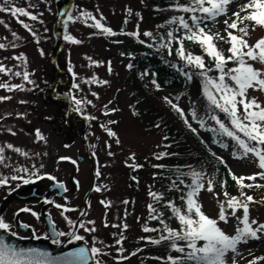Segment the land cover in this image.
Returning a JSON list of instances; mask_svg holds the SVG:
<instances>
[{"label": "rangeland", "instance_id": "374dc122", "mask_svg": "<svg viewBox=\"0 0 264 264\" xmlns=\"http://www.w3.org/2000/svg\"><path fill=\"white\" fill-rule=\"evenodd\" d=\"M236 2L234 10L227 18L231 17L233 12L239 11L240 6L247 0H236ZM69 3L71 5L68 11L58 22L60 13ZM14 4L37 15L38 19L31 21L26 17H20V20L31 25L32 32H30L10 14L0 13V21H3L0 23V43L5 45L0 49V64L11 69L12 73H21L20 76L0 73V82L23 85V90L14 89L11 92L0 88V97H11L0 101V147L10 144L13 148L21 150L15 152L5 147L6 163L0 164V179L8 178V181L7 184L0 185V200L6 195L2 188L4 185L17 187L23 185L24 180L31 182L39 180L40 185L46 186L50 180L43 178H48L47 175L51 176L49 172L57 175L66 167L64 159L61 158L69 154L74 157L73 153L83 146L79 139L64 145L53 129L52 122L56 123L63 119L69 112L67 101L60 98L67 95L72 109L78 111L80 117L90 124L92 134L89 142L99 151L102 168L98 183L101 190L96 191L92 201L93 215L84 223L86 228H94L95 231H87L83 234L84 230H82L81 235L85 239L88 238L93 247L107 253L96 258L102 260L103 264H171L169 257L165 256V252L169 251L168 248L158 246L152 248L149 244H154L142 239L158 240L163 232L146 233L143 228L146 226L162 230L160 219H163L169 228L179 226V221L173 214L170 215V209L164 205L172 201L177 207H182L184 203L183 201L181 203L180 199L182 192L175 191L170 197V175H166L160 169L166 164L170 171V160L166 157H162L166 160L156 158L169 152L168 141L151 121L149 108L154 107L153 99L156 98L152 94L151 99H140L139 86L133 83L129 72L130 64L142 52L131 42L130 37H134L132 34H138L136 37L148 43L158 36L162 20L157 14L158 11L153 10L156 4L151 0L145 2L142 0H14ZM83 13H90L98 20L102 15L104 20L101 22L117 35L108 36L90 27L92 21ZM69 15L72 16V20L68 19ZM56 25L58 32L80 41L76 44L65 39L58 55L61 38L56 32ZM223 25L224 21L216 22L213 27L206 30L211 29L213 32ZM248 27L249 35L245 39L249 44H255L257 40L264 38V29L256 27L253 31L252 25ZM13 32L19 39L13 37ZM146 32L152 35L145 36ZM114 40L118 43H114ZM222 46L228 51L229 44L224 42ZM252 63L254 67L264 71V66ZM25 72L28 73V81L31 82L23 79ZM67 72L70 73L71 78ZM152 78L153 76L149 75L148 86ZM100 81L107 83H99ZM142 85L148 91L153 89L147 87L145 82H142ZM180 93L181 90L176 88H164L155 95L159 99L168 100L182 110L188 121L183 126L185 130L194 131L204 146L206 145L217 157L227 163L231 173L237 177H247L257 173L259 169L254 159L236 158L240 156V150L235 144L233 145L234 141L228 146L232 154L214 143V132L208 129L218 128V125L210 119L208 112L203 111L197 95L191 93L179 97ZM249 95L264 105V92L249 90ZM54 99L56 101H53ZM76 100L81 101L80 105H76ZM194 110L197 117L205 121L203 127L197 119L192 118L191 114ZM70 116H73L72 112ZM218 116L230 127L225 115L218 114ZM79 127L85 128V125ZM106 128L115 132L116 136L110 137ZM37 131L43 139L37 136ZM117 139L120 141L119 144L116 143ZM219 141L222 142V138ZM133 155L134 160H130L129 157ZM132 164L141 167L134 170L129 166ZM16 169L21 171L17 172ZM23 169L28 171H22ZM190 173L191 171H188L185 179H182L184 184L180 187L184 191L187 190L184 185L192 182ZM14 175L23 179L12 180L11 177ZM209 179H211L210 172L205 173L203 177L205 188ZM244 182L264 184V180L259 179ZM150 192L161 195L162 201L154 200ZM223 193L214 184L213 192L201 190L197 197L203 210L213 219L218 220L219 204L225 201ZM231 196L242 198L240 193ZM253 198L258 203L249 205L250 219L264 223V197ZM74 200L72 195L68 196L60 202V205L62 208L73 210V204H76ZM101 201L110 207H106ZM149 204L153 205L157 213H162L159 219L149 218ZM17 207L21 206L14 205L13 213ZM37 207H39L38 202L30 203L25 207L30 211L23 213V220L30 222L36 228L32 213H36ZM81 209L82 206L79 213ZM65 215L69 216L64 212L62 216ZM228 215V222L218 221V226L232 236L236 234L237 227L242 225L230 215V210ZM62 216L59 218L60 221L63 220ZM237 216H242V210ZM105 224L108 226L106 227ZM258 235H261L260 239H249L247 243L238 244L235 252L226 253L225 264H249L254 259L257 264H264V260L259 259L264 257V234ZM117 240H121L122 243L117 244ZM132 253L136 254L132 255Z\"/></svg>", "mask_w": 264, "mask_h": 264}, {"label": "snow or ice", "instance_id": "6c2138e0", "mask_svg": "<svg viewBox=\"0 0 264 264\" xmlns=\"http://www.w3.org/2000/svg\"><path fill=\"white\" fill-rule=\"evenodd\" d=\"M232 3V0H190L189 6L177 5L178 11L183 13H192L190 16L191 24L185 20L184 16L173 17L168 23L170 25H178L179 28L184 30L182 37L174 35L175 30L167 32L168 44H171L172 40H177L179 47L177 49V55L181 60H185L187 66L198 69V74L204 79L203 94L208 101V111L210 119L214 120L218 125V128L208 129L216 133L221 137H228L234 141L235 146L240 150V156L238 159L250 158L254 159L259 171L253 175L244 177H237L235 174L229 171V175L232 180L235 181L237 186L241 190V197L238 198L231 196L227 191H224L225 201L219 204L218 220L210 218L202 211V205L198 202L197 197L201 190H207L208 192L214 191V179L207 181V187L203 183L204 173L192 170L190 175L192 178L191 184L184 185L187 189L185 192L180 185L184 184L182 179H179V183L173 181V185L177 191L182 192L180 197L184 202V207H177L174 202H167L165 207L171 209L172 214L179 221V230L169 228L163 219H160V223L163 225V229L144 227V232L162 231L166 235H161L160 239L153 240L149 238L145 239L146 242L152 244H159L162 241H169L171 248L181 253V257H169L171 264H225V255L229 251L235 252L237 245L241 243H247L249 239H260L264 234V223H259L256 220L250 219L249 205L258 203L251 195L244 192L245 188H262L264 184H246L244 181H256L264 180V105H262L255 97H250L249 90L264 92V71L254 67L252 62L258 63L264 66V38H260L255 44H249L247 37L249 35V27L245 22H251L252 30L256 27L264 29V0H247L246 3L240 6L239 11L233 12L231 17L224 20L226 25L227 35H221L219 32L212 33L207 29L208 22H215L220 16H228V6ZM31 7V5H29ZM0 13H8L13 18H16L26 30L32 32L30 24L20 20V17H26L31 21L38 19L37 15L32 14L24 7H17L14 4V0H2L0 2ZM196 13H199L197 15ZM241 13H244L243 15ZM129 14H131L129 12ZM83 15L92 21L89 25L101 33L108 36H115L117 33L113 32L111 28L106 27L101 21L104 17L101 15L98 20L90 13H83ZM69 20H72V16L69 15ZM231 20V22H229ZM3 23V21H0ZM231 29L232 31H228ZM239 33V34H236ZM13 37L19 39L15 32L12 33ZM138 35V34H132ZM145 36H151V33H144ZM65 39L72 43H80V41L73 39L71 36H66ZM191 41L197 43L207 57L212 61L213 66H209L205 63V60L201 56L193 55L190 52H186L184 47V41ZM216 41H224L229 44L228 55H225ZM162 47L165 45H161ZM5 45L0 43V49H3ZM171 54V51L170 53ZM229 64H234L235 67H229ZM99 66V64H97ZM216 71L218 75L213 78L209 77L208 73ZM109 72L111 67L109 65ZM0 73L5 75L12 74L20 76V72L12 73L11 69L6 68L0 64ZM185 75L191 79L188 73ZM23 79L28 81V73L23 74ZM95 80V78H93ZM31 82V81H28ZM99 83H107V81H100ZM0 88L6 89L11 92L14 89L23 90V85H11L7 82H0ZM93 95H96L93 93ZM11 99V97H0V101ZM76 105H80L81 101L76 100ZM173 108L184 116V113L176 105H172ZM218 113H223L230 123V127L219 118ZM108 114V113H105ZM192 118L197 119L201 126H204L205 121L200 120L197 117L195 110L192 112ZM112 123H116L112 121ZM185 123H188L185 120ZM159 127V125H157ZM110 137L116 136V133L107 129ZM15 135V133H12ZM37 136L40 139L43 137L37 131ZM167 139V137H165ZM119 144V139L116 140ZM221 146L227 148L228 145L221 142ZM5 147L12 149L15 152H20L19 148H13L12 145H6L0 147V164L6 163L4 156ZM111 155V153H109ZM213 155H215L213 153ZM236 154L234 153V156ZM157 159L162 158L160 155ZM68 159V158H61ZM130 160H134V155L129 157ZM217 159H220L217 157ZM75 163V162H73ZM221 163L223 161L221 160ZM135 170L140 165H129ZM17 172L21 169H16ZM22 171L27 172V169ZM35 174V173H33ZM100 175L99 172L96 173ZM183 175V174H182ZM12 180L23 179L20 176H12ZM48 179L53 180L54 177L49 176ZM8 178L0 179V185L7 184ZM30 180H24V183H30ZM221 188H225L226 182L221 183ZM63 188V185H59ZM99 192V187L94 189ZM150 195L157 202L162 201L163 197L159 194L150 192ZM106 207L110 205L101 201ZM124 203H128L124 201ZM57 208H62L61 205H55ZM150 219H159L162 213H157L152 204L148 205ZM230 215L235 217L239 225L236 229V234L229 236L219 226L218 221L224 223L228 222ZM242 210V216H237V213ZM21 211H30L29 209H21ZM70 209L63 208L61 215L64 212H68ZM155 213V215H153ZM36 215V213H32ZM83 215V213H82ZM68 220L67 217H65ZM71 225L72 221L68 220ZM94 223V222H90ZM256 225V227H253ZM27 228L28 225H21ZM107 227L108 225L105 224ZM113 227H119V225H112ZM53 227L52 235L56 238L62 236H69V243L73 241L84 240L83 236L76 235L75 233L56 232ZM80 227L85 228L83 224ZM126 225L124 228L126 229ZM0 231L5 233L10 231V225L5 222L3 218H0ZM85 231H95L94 228H85ZM15 235V233H12ZM47 238V237H46ZM177 241H184L188 251H185L184 247H178ZM59 243L58 239L53 241ZM203 242V243H200ZM117 244H121V240L116 241ZM121 252L123 249L120 250ZM136 253H132L135 255ZM107 255V253L101 251L97 247L88 248L87 246L79 247L73 251L68 252L61 257H52L49 253L40 252L38 250L30 249L27 251L18 250L15 246L7 243L5 240L0 239V264H90L94 260L95 264H103V261L96 259ZM127 259V257H124ZM259 259L264 260V257ZM249 264H257L254 259Z\"/></svg>", "mask_w": 264, "mask_h": 264}, {"label": "trees", "instance_id": "16d2710c", "mask_svg": "<svg viewBox=\"0 0 264 264\" xmlns=\"http://www.w3.org/2000/svg\"><path fill=\"white\" fill-rule=\"evenodd\" d=\"M146 0H142V2ZM156 6L153 10L158 11L157 14L160 16L161 28L159 30L158 36L150 43H142L135 37H130L131 42L135 45L137 50L142 52L133 60L130 64L129 72L132 76V81L135 85L139 86L141 93L140 99H151L153 94L156 99L154 101V107L149 108L151 113V121L155 126L159 125L158 131L167 137L168 149L170 155V171H168V165L162 168L166 175H170V194L177 191L173 185V181L179 183V179H184L188 171H198L202 173H209L211 179H214L216 187L221 191H227L230 195L241 194L240 188L237 186L235 181H233L229 175V169L227 165L221 163V160L217 159L213 154H211L206 147L200 142L198 135L193 131H186L183 127L184 117L177 112L172 105H167L163 98H157V94L162 87L168 89L179 88L181 96H188L194 93L198 97L201 108L204 112L208 111V101L203 94L204 79L198 74L199 70L193 67L187 66L185 60H181L177 55V49L179 43L177 40H172L171 44H168L167 32L170 30H175L174 35L177 37H182L184 35V30L179 28L178 25H170V21L173 17L184 16L185 20L191 24L190 16L192 13H183L176 10L177 5L189 6L190 0H151ZM236 1L232 0V3L228 6V14L234 9ZM199 15V13H196ZM244 14V13H243ZM242 14V15H243ZM226 16H220L215 22H208L207 28L213 27L216 22L224 21ZM231 22V20L229 21ZM248 26L251 22H245ZM212 32V30H209ZM228 31H232L228 29ZM219 32L221 35L226 36V25L224 24L221 28L213 31L212 33ZM239 34V33H236ZM114 43H118L114 40ZM217 46L223 50L225 55H228V51L223 48L224 41H216ZM165 45V46H161ZM184 47L186 52H190L193 55L201 56L204 58L205 63L209 66L212 65V61L206 56L202 48L194 42L184 41ZM199 48V50H196ZM171 51V54H169ZM229 67H235L234 64H229ZM185 73L191 76L189 79ZM152 74L154 77L150 79L152 90H146L142 82L148 83V75ZM218 73L214 70L208 73L209 77L215 78ZM149 86V87H150ZM147 91V92H146ZM156 94V95H155ZM143 100V101H144ZM139 109V107H137ZM144 113V112H143ZM223 116V113H218ZM226 120L228 118L226 117ZM215 140L219 145V141L222 138L224 144L229 145L230 138L218 136L216 133L213 134ZM167 155V154H166ZM183 174V175H182ZM226 182L225 188H221V183ZM244 192L252 197L261 196L262 191L258 188H245ZM171 212V209H170ZM171 228V227H170ZM180 225L172 229L179 230ZM166 235V233H163ZM168 248L169 251L165 252L167 257H181V253L174 251L169 241H162L159 244L152 245L154 247ZM178 247H184L187 252L186 243L184 241H177Z\"/></svg>", "mask_w": 264, "mask_h": 264}, {"label": "flooded vegetation", "instance_id": "af4514ba", "mask_svg": "<svg viewBox=\"0 0 264 264\" xmlns=\"http://www.w3.org/2000/svg\"><path fill=\"white\" fill-rule=\"evenodd\" d=\"M71 119H65V120H58L57 121V127L55 126V123H52L55 128L54 131L57 135V137L61 140L62 143L68 145L67 143L69 141H73L75 139H79L83 146L78 149L75 153H73L72 157L70 154L67 156H64L63 162L65 164V168L60 171L59 174L55 175L54 173H50L51 175H54L53 180H50L48 184L40 185L39 180L33 181L30 183H23V185H19L17 187H13L11 185H4L3 191H5L6 195L0 200V218H3L6 223L10 225V231L15 233V235L22 237L23 239H40V238H46L47 241L52 246H58L62 242H65L64 246L72 245L77 243L78 241H73L69 243V236L65 235L60 237L58 240L59 243H54L53 239H50L47 232V225L44 220V216L46 214H50L56 224V229L59 232L64 233H74L77 222L80 217H82L85 213H87V216L83 218L78 226H77V232L76 235H81V231L84 230L85 234L87 231H85V228L80 227L81 224L84 225V223L93 215L92 209H93V198L96 193L94 190L101 178V165H100V153L97 151V148L93 145H90L89 139L92 134L90 124L87 122H79V120L76 118L75 115L70 116ZM74 117V118H72ZM80 125H85V128L79 127ZM75 162V163H73ZM99 172L100 175L97 176L96 173ZM94 189L90 193V189L94 183ZM55 182H62L65 184L66 188V194L63 198H59L58 194L59 191L52 192L50 189L52 185ZM37 184L39 190L41 191L42 197L39 200H33V201H20V200H13L9 202L5 208L3 207L4 201L16 190H21L24 193H29L30 187L33 184ZM83 194V195H82ZM75 198L74 202L76 204H73V210L70 209V212H66L69 216H62L61 212L63 208H57L55 205L59 204L60 202L65 200L68 196H71ZM38 202L39 207H37L36 215H34L33 223L37 226V228L32 225L30 222L27 223L23 220V213L24 211H21V209H24L27 207L30 203ZM19 205L21 207H17V210L15 213L12 212L13 206ZM12 206V207H11ZM82 206V209L79 213L80 207ZM11 207V209H10ZM11 210V212L9 211ZM72 210V211H71ZM9 211V212H8ZM8 212V213H7ZM73 212V213H71ZM13 213V215H11ZM83 213V215H82ZM91 213V214H90ZM10 214V216H7ZM6 215V216H3ZM60 216L63 217V220L60 221ZM65 217L68 218V220L72 221V224L70 225L68 223V220L65 219ZM19 218V223H26L29 225L28 231H22L17 219ZM37 223V224H36ZM84 237V236H83ZM85 239V237H84ZM87 242H90V240L87 238L85 239Z\"/></svg>", "mask_w": 264, "mask_h": 264}, {"label": "water", "instance_id": "95a60500", "mask_svg": "<svg viewBox=\"0 0 264 264\" xmlns=\"http://www.w3.org/2000/svg\"><path fill=\"white\" fill-rule=\"evenodd\" d=\"M70 7V4L61 12V14L65 13L68 8ZM62 49V45L60 47V50ZM61 185V184H60ZM31 190H32V194L30 196H27L25 197V199H33V198H37L39 197L40 195H35L34 193L36 192V186L33 185L31 187ZM53 190V189H52ZM35 191V192H34ZM21 193L20 191H16L15 193H13V195L7 200L8 201H11L12 199H16V198H20L21 196ZM63 196V194H62ZM86 215H84L82 218H84ZM81 218V219H82ZM80 219V220H81ZM46 221H47V224H48V227H49V230L52 231L53 230V227L52 225L53 222L50 220V217L47 216L46 217ZM0 239H3L5 240L7 243L15 246L18 250H23V251H27V250H30V249H34V250H38L40 252H45V253H49L52 257H61V256H64L66 255L68 252L70 251H73L74 249L76 248H79V247H84V246H87L88 248H90L88 246V244L84 241H79V243L76 245L75 248H63L61 245L58 246L56 249L52 248L47 242L43 241V240H40V241H33V242H24L22 241L21 239L19 238H15L13 237L10 233H5L3 231H0ZM90 264H93V261L90 262Z\"/></svg>", "mask_w": 264, "mask_h": 264}]
</instances>
